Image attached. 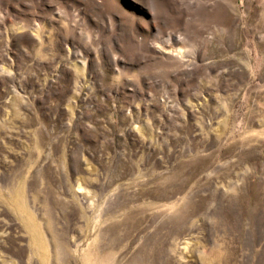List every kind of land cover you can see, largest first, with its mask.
<instances>
[{"label": "rangeland", "instance_id": "obj_1", "mask_svg": "<svg viewBox=\"0 0 264 264\" xmlns=\"http://www.w3.org/2000/svg\"><path fill=\"white\" fill-rule=\"evenodd\" d=\"M0 264H264V0H0Z\"/></svg>", "mask_w": 264, "mask_h": 264}]
</instances>
